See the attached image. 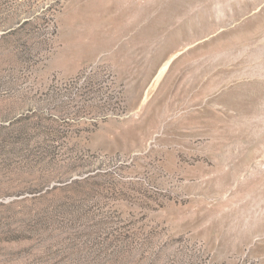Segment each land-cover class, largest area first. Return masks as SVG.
Wrapping results in <instances>:
<instances>
[{
    "label": "rangeland",
    "instance_id": "1",
    "mask_svg": "<svg viewBox=\"0 0 264 264\" xmlns=\"http://www.w3.org/2000/svg\"><path fill=\"white\" fill-rule=\"evenodd\" d=\"M0 264H264V0H0Z\"/></svg>",
    "mask_w": 264,
    "mask_h": 264
},
{
    "label": "bare ground",
    "instance_id": "2",
    "mask_svg": "<svg viewBox=\"0 0 264 264\" xmlns=\"http://www.w3.org/2000/svg\"><path fill=\"white\" fill-rule=\"evenodd\" d=\"M226 16V15H225ZM236 15H234V14H232L231 16H229V17H235Z\"/></svg>",
    "mask_w": 264,
    "mask_h": 264
}]
</instances>
